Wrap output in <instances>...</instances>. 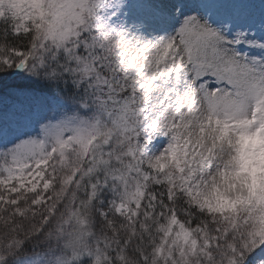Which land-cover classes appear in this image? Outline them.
<instances>
[{"label":"snow or ice","instance_id":"1","mask_svg":"<svg viewBox=\"0 0 264 264\" xmlns=\"http://www.w3.org/2000/svg\"><path fill=\"white\" fill-rule=\"evenodd\" d=\"M0 264H264V0H0Z\"/></svg>","mask_w":264,"mask_h":264}]
</instances>
